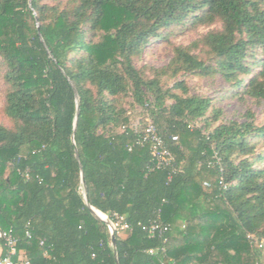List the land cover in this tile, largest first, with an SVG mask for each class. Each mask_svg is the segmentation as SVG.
<instances>
[{
    "label": "trees",
    "instance_id": "obj_1",
    "mask_svg": "<svg viewBox=\"0 0 264 264\" xmlns=\"http://www.w3.org/2000/svg\"><path fill=\"white\" fill-rule=\"evenodd\" d=\"M214 18L222 30L205 43L216 70L237 87L235 74L259 47L260 69L242 92L264 99V0H0L5 113L15 122L0 125V226L17 238L14 259L264 264V124L204 131L195 122L208 97L187 94L182 80L172 85L182 95L163 89L133 63L161 29ZM172 61L203 75L210 69L180 48ZM126 93L152 117L139 128L116 102ZM149 123L168 163L158 166L141 140ZM90 207L128 224L114 230L115 246ZM153 222L166 229L149 235Z\"/></svg>",
    "mask_w": 264,
    "mask_h": 264
},
{
    "label": "rangeland",
    "instance_id": "obj_2",
    "mask_svg": "<svg viewBox=\"0 0 264 264\" xmlns=\"http://www.w3.org/2000/svg\"><path fill=\"white\" fill-rule=\"evenodd\" d=\"M63 6H71L75 0H60ZM201 15V14H198ZM222 30L221 20H203L194 23L188 19L185 23L166 27L160 30V36L150 40L142 48L141 54L133 59L135 67L146 78H159L163 89L182 95L179 89L172 88L175 81L182 80L187 88V94L208 97L211 101L204 117L197 119L196 126L204 131H210L217 124L250 122L254 127L264 124V99L253 98L242 92L243 83L259 71L261 50L253 47L246 57L248 66L244 71H238L235 76L239 84L234 87V76L226 78L216 70L212 52L205 43V36L210 32ZM98 36L94 39L96 40ZM183 49L200 60L210 69L205 75L180 69L173 63L177 49ZM172 62V64H171ZM171 64V65H170ZM7 66L0 57V125L13 128L15 122L5 113V95L9 84L5 79ZM241 80V81H240ZM151 99L148 94L146 96ZM166 104L173 102L166 98ZM116 102L128 110L130 125L141 127L151 120L148 110L134 103L131 94L126 93L116 97ZM218 111V118L214 120V113ZM207 123V124H206ZM264 149L262 142L257 143V151ZM119 233H123L119 230Z\"/></svg>",
    "mask_w": 264,
    "mask_h": 264
},
{
    "label": "built area",
    "instance_id": "obj_3",
    "mask_svg": "<svg viewBox=\"0 0 264 264\" xmlns=\"http://www.w3.org/2000/svg\"><path fill=\"white\" fill-rule=\"evenodd\" d=\"M176 138L175 136L173 137ZM142 141H148L151 143L150 152L153 157L157 160V165H161L162 163H168L170 161V152L166 145L164 144L161 137L158 135L156 128L153 124L149 123L142 131L141 135ZM218 159V158H217ZM98 215L100 216L101 220L106 222L107 227L110 232L115 229H127L129 228L128 224L123 221L121 216L115 215V219L112 220L108 217L106 213H103L97 210ZM163 229H166L165 225H161L157 222L151 223L147 231L149 235H153L155 231L161 232ZM0 243L4 247L5 252L0 254V264H27L26 262L23 263L20 259H14L16 255V243L17 238L10 230L3 229L0 226Z\"/></svg>",
    "mask_w": 264,
    "mask_h": 264
},
{
    "label": "water",
    "instance_id": "obj_4",
    "mask_svg": "<svg viewBox=\"0 0 264 264\" xmlns=\"http://www.w3.org/2000/svg\"><path fill=\"white\" fill-rule=\"evenodd\" d=\"M74 91H75V89H74ZM91 208V211L93 212V214L96 216V217H98L99 219H101L100 218V216L98 215V213H97V209H94L93 207H90ZM113 232H114V230H112V232H111V242H112V245L113 246H115V237H114V235H113Z\"/></svg>",
    "mask_w": 264,
    "mask_h": 264
},
{
    "label": "crops",
    "instance_id": "obj_5",
    "mask_svg": "<svg viewBox=\"0 0 264 264\" xmlns=\"http://www.w3.org/2000/svg\"><path fill=\"white\" fill-rule=\"evenodd\" d=\"M1 252H2V247H1V245H0V254H1ZM18 257H19V258H22V252H21V251H20Z\"/></svg>",
    "mask_w": 264,
    "mask_h": 264
},
{
    "label": "bare ground",
    "instance_id": "obj_6",
    "mask_svg": "<svg viewBox=\"0 0 264 264\" xmlns=\"http://www.w3.org/2000/svg\"><path fill=\"white\" fill-rule=\"evenodd\" d=\"M100 215V214H99Z\"/></svg>",
    "mask_w": 264,
    "mask_h": 264
}]
</instances>
